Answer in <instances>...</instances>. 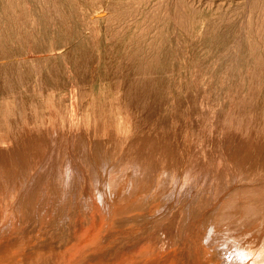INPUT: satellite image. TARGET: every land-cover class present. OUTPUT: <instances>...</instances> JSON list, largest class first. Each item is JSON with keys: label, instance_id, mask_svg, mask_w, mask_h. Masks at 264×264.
<instances>
[{"label": "bare ground", "instance_id": "bare-ground-1", "mask_svg": "<svg viewBox=\"0 0 264 264\" xmlns=\"http://www.w3.org/2000/svg\"><path fill=\"white\" fill-rule=\"evenodd\" d=\"M33 1L35 2L33 19L34 23L37 24L40 20V5L38 2L39 0ZM247 3L248 0L246 1V5ZM139 6L140 5H138V8ZM113 7L123 8L121 4L111 3L107 0H79L74 4V12L76 14V17L79 18V24L81 26L79 30L80 35H82L87 30L89 32V37L87 38V40H85L86 44H88V48L86 51L82 52V55L85 58L84 61H77V59L72 60L71 58L69 63L70 70L77 78L76 82H74L75 85L89 86L88 90L81 91L76 100V102H80L82 104L86 103L88 105L87 107H92V109L89 110L90 113H97L91 116H89V114L86 116H82V118L88 122V125L83 127H79L78 125L77 128L73 132H71V129L68 126H60L54 124L29 126L22 118V124H8V126L4 128L5 133L0 138V238L8 233H11L8 232V230L11 229V221L17 217L19 218L18 220L22 219V225L29 224L30 226L33 225V228L38 229L39 233L43 235V239L48 240V243L53 244L51 245L53 247L63 245L65 243L66 239L62 235V233L66 232L67 244L64 247V249L66 250L58 253V257L60 259L59 262H62L65 257H69L72 258V260L77 261L79 260V258H82L84 256V252L81 248H79L77 243L80 242L81 244L89 237L83 235L81 238L75 239V236L71 235V231L76 225V221H81V219H77V217H82L84 223H87L88 221L93 219L92 214H94V211H96L97 215H99L100 223L111 221V223L114 224H130L131 222H133L131 221L133 218L138 219V215L143 214V212L149 207L150 201H152V191L158 189L160 186H167L171 184L176 178L178 172L185 175L188 172L189 168L192 166L191 163L194 162L193 164H195V161H198L199 159L198 157V159L195 157L196 152H192L193 149L190 151L192 153H190L189 151H185V147L184 149H182L183 144L179 145L180 149L176 148L178 147L177 145L176 147H173L174 150L175 148L179 149L176 152L173 149L172 151V147L170 148V146H173L174 144L173 141V145L170 143V138L174 135L172 136V133H169L171 132V130L166 129H170V127H166L164 126L165 123H161L162 126L165 127L163 129L161 127V124H156L157 120L155 119L154 115L156 114L155 111L157 109H155L156 106H154V100L159 95L155 93L150 94L147 91V89L151 87L150 83H153L154 81H152L151 77H148L152 74V69H147L149 65L147 67L146 65H144L147 70H145V68L144 70L140 69L141 64L146 61L145 59L150 58L152 61V59L154 58V46H151L149 50H146L144 45H140L141 43H143L142 40L141 42L138 41L136 42V44H132L131 40L126 39L119 43L120 46L116 48L118 53L117 55H115L111 49L108 50L106 48L104 50L99 49L100 51L98 53L95 51V46H91L93 42L97 41L96 44H98L100 43L99 41H101V37L98 34L99 28L97 25L99 18H97L96 16L100 11L107 12L109 10L110 14L108 17L106 16V18L115 19L117 17V14L113 17L110 12ZM24 8L25 4L23 0H10L8 2L0 0V84L3 79L10 82L12 74L18 71L21 67L27 66L35 76V79L39 80L42 84L53 85V81H55L56 88L60 92L61 89L68 88L72 84V81H70V79L68 80L64 78L62 71L56 65L54 55L43 57V49H41L42 46L37 42V40H31L30 42L29 38H31V31L29 33L27 25L25 24V22H28V19L25 16L26 13ZM262 9L261 11L264 10ZM136 10L137 9H135L134 11ZM47 11L49 10L47 9ZM53 11L55 12V9ZM26 12L29 11L27 10ZM156 12L157 8L155 13ZM49 13H47L48 17ZM160 14L163 15V13ZM175 17L171 19L176 20L177 18ZM58 19L60 18L58 17ZM178 19H180V17ZM144 21L145 19L142 21V24ZM256 22H258V20ZM146 25L148 26V24ZM19 26L20 28L18 29ZM147 26H145V29H147ZM261 26L264 25L261 24ZM255 28L256 27L254 26V29ZM127 30L125 31V33L127 32ZM141 32H143V30H141ZM117 34H120L119 30L117 31ZM117 34L115 35L113 33L111 37L112 39L109 40L111 42L113 40L114 42L115 39L113 38L116 37ZM175 35L176 34H174V36ZM109 40H106L107 43L110 42ZM262 50L264 51V49ZM45 51L48 52V54H53L55 50L54 48L50 47ZM67 52H69L68 55L72 54V51H70V49ZM150 54H152L153 56ZM122 65H125V69L127 68L135 70L134 74L137 75V77H133V81H131L130 83L129 81H122V77L118 78V80L120 79L121 82H119V85L115 87L114 91H111L109 88L106 91H102V89H106L105 82L108 81L107 76L117 80L115 76L118 77L117 72H120L122 70ZM64 72V74H66V71ZM253 73L254 72H252V74ZM257 73L259 72L257 71ZM121 83L124 85H121ZM255 83L256 81L254 82V84ZM152 88L153 87L148 90L151 91ZM59 92L58 94L61 95ZM165 95L166 94H164V96ZM164 96L160 97L161 102H163L161 104L163 105V107L167 105L165 101L166 97ZM187 96H185L184 98H186ZM252 96L253 95H251V97ZM0 98H3V95H0ZM257 98H259V96ZM255 102H257V99ZM188 103L190 105V102ZM58 104L59 103L57 102V110H65L62 109V107L60 108L59 106H57ZM240 104L242 103H240L239 101V105ZM53 105L55 106V103H53ZM4 108L5 111L10 115L12 109L7 105ZM141 108H143L146 113ZM144 108H146V110ZM193 108L194 107H192V110ZM1 109H3V105L0 103V111ZM95 109L97 110L94 111ZM245 110L243 111L245 112ZM175 111L176 110H174L173 112ZM263 111L261 115H264ZM236 112L240 114V110ZM242 114L243 113H241V115ZM242 116L245 118V115ZM259 116L258 120L261 119V117L259 119ZM51 117L53 120L55 117L63 119L65 117V114L63 112H54L51 114ZM39 120L40 116L37 117L35 122ZM238 120L244 121L245 119H243L241 116L239 119L238 115ZM238 120L236 119L235 121L237 124ZM242 121H240L241 124L243 123ZM251 121L254 122V119L248 120L247 122L251 123ZM263 121L264 120H262L261 123L258 121V123L262 124L264 123ZM236 123L234 124V126H236ZM239 125L240 124H238V127H240ZM222 126L225 127V125ZM250 126H252V124H250L248 127L250 128ZM252 127L254 128V126ZM261 127L259 126V128H257L260 130ZM173 128L174 127H172V129ZM239 130L238 132H244V129L240 131ZM261 131H259L258 137H255L253 134H248L247 132V136H243L239 139L238 144L244 146L245 148L243 150L244 152H242V150L240 151L243 153V160L240 158L239 161L237 160L235 163H233L234 165L232 164V166H226L225 168L220 167V172L215 175V182L213 183V185L216 186V189L213 188V192L216 194V196H219L222 192H224V190L221 192V189L225 187V184H229V187L226 188L227 190L225 189L226 191L229 190L227 192L228 194L226 195L225 193V197H219V200H217L214 206L208 208L209 210H205L203 214L204 219L200 223L199 219L197 221H192L191 224L185 222V220L199 208L198 203L201 205V207L205 205L208 206L211 198L207 196L206 191L204 192L202 190H197L191 197L190 202L187 203L179 213H176V216L173 215V218L177 219L179 223L185 222L182 226L184 227V232L181 235L179 232H177L174 237L176 243L180 242L183 239L182 236L185 237L187 230H191V228H194V234L197 237V240L188 239L189 244L195 245V260L193 264H204L203 260L206 259L209 260L210 264H217L221 260V264L231 262L232 264H264V236L259 242L258 240L249 241L251 238L257 236L260 233L264 234V161L263 163H261V167H263H260L261 170L254 169L248 172H246V169L248 167L250 168V165L248 166L247 164L248 167H245L244 164V162H247L244 160L247 159L249 153L251 154V151L253 149L256 150L255 148H258L262 151L261 145H264V126L263 129L261 128ZM238 132L237 136L239 134ZM71 134H73L72 136L75 138L74 140L77 139V145H74V147L79 146L80 148H77H79L80 151H78V149H73L72 145L75 141L73 142L72 140H70L73 144L67 142L69 141ZM243 135H245V133ZM57 136H60L63 140L69 136V138H67L68 140L65 139L66 143L61 139L63 145L58 143L63 147L58 146V144L54 143L55 141L57 143L56 139L59 138ZM72 136L71 139H73ZM226 136L228 135H225V137ZM175 137L176 136H174V139H176ZM51 139L55 141L51 142ZM49 141L52 143V145H57L56 148L55 146H53L55 148L53 153V148L50 147L52 145H48L50 143ZM225 141H228V139ZM65 144H70V146H72L70 147L71 150L69 149L71 151V155L75 153L74 151H76V153L77 151L80 153V155L77 154L79 157L77 156L78 159L74 160L75 162H73L72 159L76 157H73L74 155H76V153L72 156L69 155L70 153L67 154L65 152ZM120 144H125L127 146V149H129V151L127 150V152L129 154H125L127 156L126 157L122 156L123 154L118 155L117 153L118 156H122L123 158L119 159V157L117 156L118 160L115 157L114 159L116 160L112 161L111 158H113V154H116V151L114 149H116L117 145ZM240 145L238 147H240ZM242 146L241 149H243ZM45 148H52L51 151L48 149L51 153L46 154L48 151L46 152ZM91 151L94 153V155L98 156V162L92 163L91 158L93 155L90 154ZM259 152L260 151L258 150V153ZM187 153L189 156L186 157L185 155H187ZM44 155H49L51 157H45ZM67 155L72 157H70L71 161ZM53 156H56V159H54ZM232 158L233 157H231V159ZM198 164L197 166H199ZM243 166L246 169H243ZM253 168L255 167L253 166ZM12 170H18L20 176H16V174ZM12 172L13 176L15 174L17 180H21V183L18 181V185H15L17 184L14 182L16 181L15 177L14 179L12 178L13 176L9 178V176L12 175L10 174ZM5 174H7L6 177H4ZM25 174H28L27 177H29L30 175L29 179L26 177L28 181H26L27 179H24ZM191 183V181L185 180L181 184L179 189L176 191L177 198H183L184 196H187L189 194V185ZM173 193L174 191H168L164 193L163 198H167ZM16 220L17 219H15L14 221ZM94 220H98V218L96 217V219L94 218ZM94 222L97 223V221ZM199 230L201 232L200 243L198 238ZM246 230L248 231L246 232ZM21 232L22 231L20 230L15 232L16 239H14L13 241H10L11 236L0 239V249L6 248L11 242L16 243L14 247L9 249V252L12 249L10 255L2 259L0 257V262H3L1 264H4V260H7L5 264H10V262H14L15 259L16 261L18 260L19 264V262L22 263V260L29 255H33V258L32 261L28 264H58L56 262L50 263L51 261H53L52 253L44 254L42 252H37L35 254L37 247L42 246V248H47L50 245L43 246L42 242L34 243L32 244L33 248H31V246H29L31 244H27L28 241L26 242L22 237H19L18 233L20 234ZM57 232L59 233V236L57 235ZM131 232L132 229L127 233L132 234L133 232ZM190 234L191 231L188 235ZM90 238L91 239L89 240L91 241L95 239L100 240V237L96 235H93ZM39 240L41 239L39 238ZM131 249H129L128 252L135 250V248ZM148 249L149 246L144 247V251L146 254H148ZM137 251H135V253ZM219 253L222 254L220 258H217L213 255ZM15 255H18V257L15 258ZM83 258L80 260V262L83 260ZM132 260L137 261L139 259L132 257Z\"/></svg>", "mask_w": 264, "mask_h": 264}, {"label": "rangeland", "instance_id": "rangeland-1", "mask_svg": "<svg viewBox=\"0 0 264 264\" xmlns=\"http://www.w3.org/2000/svg\"><path fill=\"white\" fill-rule=\"evenodd\" d=\"M3 1L8 2L10 0ZM78 1L79 0H39V5L42 8L39 6L40 20L37 24H35L33 19V10L35 2L33 0H23L25 4V16L28 19V22H25V24L27 25L29 33L31 31V38H29L30 42L31 40H37V42L42 46L41 49H43V57L48 55H54L57 67L62 71L64 78L68 80L70 79V81H72V84L68 88L61 89L59 92L56 88L55 81H53V85L42 84L39 80L35 79V76L32 74L30 68L27 66L21 67L18 71L12 74L10 82L3 79L0 84V95H3V98H0V103L3 105V109H1L0 111V138L5 133L4 128L8 126V124H22V118L25 120V123L29 126L54 124L60 126H68L70 127L71 132H73L78 125L79 127L88 125V122L85 121L82 116H86L88 114L89 116L97 114L96 112L90 113L89 110H91L92 107H87L88 105L86 103L82 104L80 102H76L81 91L88 90L89 86L75 85L74 82H76L77 78L74 73H72V71L70 70V59H77V61L80 60L81 62H83L85 58L83 57L82 52L86 51L88 48V44H86L85 40H87V38L89 37V32L86 30L82 35H80L79 30L81 26L79 24V18L76 17V14L74 12V4ZM107 1L111 3H119L123 6V8H112L110 12L113 17L117 14V17L115 19L106 18V16L108 17L110 14L109 10L107 12L100 11L98 13L96 17L99 18L97 25L99 28L98 34L101 37V41H99L100 43L98 44H96L97 41H95L92 43L93 45L91 44V46H95V51L98 53L100 50H104L105 48L108 50L111 49L115 55L118 54L116 48L120 46L119 43L126 39L131 40L132 44H136V42H141L142 40L143 43H141L140 45H144L146 50H149L151 46H154V56L150 54L154 58L152 59V61L150 58L145 59L146 61L143 60L145 62L141 64L140 69H152V74L148 77H151L152 81L154 80L155 82L153 81V83H150V86L153 88L150 91L148 90L151 89L150 87L147 89V91L150 94L155 93L159 95L154 100V106H156L155 109L158 110L155 111L156 114L154 115L155 119L157 120L156 124L165 123L164 126L170 127V129L166 128L168 130H171V132L169 133H172V136H176V139H174V136L170 138V143L172 144L173 141L174 144H172L173 146H170V148L172 147L171 150H174L173 147H176V145L178 146L176 148L180 149L179 145L181 144H183L182 149H184L185 147V151L190 152L193 149L192 152H196L195 157L199 158H197L199 164L198 161H195L199 166H197L196 163V165L193 164L194 162L191 163L192 166L190 167L189 165L190 168L185 175L178 172L176 178L171 184L167 186H160L158 189L152 191V201H150L149 207L143 212V214L138 215V219L133 218L131 220L133 222H131L130 224H114L111 223V221H105L103 223H100V218L99 215H97L96 211H94V214H92L93 219H91L87 223H84L82 217H77V219H81V221H78L80 224L76 221V225L72 229L71 235L75 236V239H79L83 235L89 237L81 244L80 242L77 243L79 248H81L84 252V258L82 257L83 260L81 262L80 260L82 258H79V260L74 261L72 260V258L69 257H65L62 262H59L60 259L58 257V253L66 250L64 249L65 245L67 244L66 232L62 233V235L66 239L65 243L63 245L53 247L51 246L53 244H50L48 243V240L43 239V235L39 233L38 229L33 228V225H22V219L18 220V217L15 218L17 219L16 221H14L15 219L11 221V229L8 230V232L11 233L6 234L0 239L11 236L10 241H13L14 239H16L15 232L20 230L22 232L20 234L18 233L19 237H22L26 242L28 241L27 244H31L29 245L31 246V248H33L32 244L34 243L42 242L43 246L50 245L47 248H42V246L37 247L35 252V254L37 252H42L44 254L52 253L53 261H51L50 263L56 262L58 264H193L195 260V245L189 244L188 239L195 240L197 238L194 234V228H191V230H187L185 237L182 236L183 239L178 243L175 242V235L177 234V232H179L180 235L184 232V227L182 226L185 222L191 224L192 221H197L199 219L200 223L204 219L203 214L205 210H209L208 208L214 206L217 200H219V197L224 196L225 193L226 195L228 194L227 192L229 190L226 191V188L229 187V184L225 183V187L221 189V192L223 190L224 192H222L219 196H216V194L213 192L214 189H216V186L213 185V183L215 182V175L220 172L221 168H225L226 166H232V164L235 163L237 160L239 161L240 158L243 160L242 152H244L243 150L245 148L244 146L238 144L239 139L243 136H247L248 134H253L255 137H258L259 131H261V128L263 129L264 126V123L260 124L262 120H264V115H261L262 111L264 110V51L262 50L264 49V26H261V24L264 25V0H248L247 5V0H140V2L139 0ZM155 4L158 6H156ZM138 5H140L139 8ZM155 6L157 8L156 13ZM133 7L134 10H137L134 11ZM47 9L49 11H47ZM54 9L55 12L53 11ZM261 9L263 11H261ZM27 10L29 12H26ZM47 13H49V17ZM160 13H163V15ZM56 14L60 19H58ZM173 15L174 17L176 16L175 18L177 19L180 17V19H178L180 21H178L177 19L172 20L171 18H174ZM144 19L145 23L143 22L142 24V21ZM255 19L256 21L258 20V22H256ZM146 24H148V26ZM145 26H147V29H145ZM254 26L256 27L255 29ZM19 28L20 26L18 27V29ZM116 30L120 31L119 35L117 34ZM126 30L127 32L125 33ZM141 30H143V32H141ZM113 33L115 35L117 34V36L113 38L115 39V41L113 42L112 40L111 42L110 40L112 39L111 37ZM174 34L176 35L174 36ZM106 40H109L110 42L107 43ZM50 47L54 48L55 50L53 54H48V52L45 51L48 50V48ZM69 49L70 51H72L71 55H68L69 52L67 51ZM144 65H146V67L148 65L149 66L146 69ZM121 68L122 70L120 72H117L118 77L115 76L117 80L107 76L108 81L105 82L106 89H102V91H106L108 90V88L111 91H114L115 87L119 85V82H121L120 79L118 80V78L122 77V81H129L130 83L131 81H133V77H137V75L134 74L135 70L127 68L125 69V65H122ZM64 71H66V74H64ZM257 71L259 73H257ZM252 72L254 73L252 74ZM255 81L256 83L254 84ZM121 85L124 84L121 83ZM58 92L61 95H59ZM164 94L166 95L164 96ZM251 95L253 96L251 97ZM162 96L166 97L165 101L167 105L164 107L163 105H161L163 102H161L160 97ZM185 96L187 97L184 98ZM258 96L259 98H257ZM156 99L158 102L156 101ZM256 99L258 103L255 102ZM172 101L174 104L172 103ZM239 101L242 104L239 105ZM57 102L59 103L57 106H59L60 108L62 107V109L65 110H57ZM188 102H190V105ZM53 103H55V106L53 105ZM175 104L177 108L175 107ZM254 104H256L257 106ZM6 105L12 109L10 115L5 111L4 107ZM173 107L176 109H174ZM192 107H194L193 110ZM141 109L143 110V108ZM144 109L146 110V108ZM237 109L240 110V114L236 112L238 111ZM242 109L245 110V112ZM96 110L97 109H95L94 111ZM174 110L176 111L173 112ZM54 112H63L65 114V117L63 119L55 117L53 120L51 114ZM241 113H243L242 115H245V118L241 115ZM178 114L181 115L179 116ZM238 115L239 119L241 116L245 120H238ZM39 116L40 120L35 122L37 117ZM258 116L259 119L261 117L260 120H258ZM230 117L232 118V120ZM235 118L238 120V124H240V127H238V124L235 122ZM247 119H254V122H247ZM167 120L170 122H168ZM177 121L179 122V124ZM240 121H242L243 123L241 124ZM258 121L260 123H258ZM235 123L238 129L236 126H234ZM247 123L249 125L252 124L254 128L252 126H250L249 128V125ZM220 125H225V127H221ZM259 126L261 127L260 130L258 129ZM161 127L163 129L165 128L162 126V124ZM172 127L174 128L172 129ZM230 127H232L235 131ZM244 127L248 128L245 129ZM251 127L253 130L251 129ZM239 128L240 130L244 129V132H241ZM238 130L240 132H238ZM236 131L239 133L238 136ZM244 133L245 135H243ZM72 135L73 134H71V136ZM225 135L228 136L225 137ZM71 136L70 138L69 136H66L67 138H69V141L67 142L73 144L72 141H75L76 144L74 142V144L72 145L73 149H78V151H80L79 146H77L79 148H77L76 146L74 147V145H77V139L74 140L75 138L73 136V139H71ZM57 137V139L54 138L57 140V143L55 140H52L53 138L51 139V142L55 141V144L59 143L63 145V142L65 141V139H67L65 138L63 140L60 136ZM61 139L63 140V142ZM227 139L228 141H225ZM51 142L48 144L49 146L52 145ZM59 144L58 146H62ZM70 144H65L66 148L64 147L66 149L65 152L67 154L70 153L69 155H71L70 147H72L70 146ZM122 145L123 144L117 145V147H121H116V149H114L116 151V154H113V158H111L112 161H115L116 159L118 160V157L120 159L123 158L122 156H126L129 154L127 152V150L129 151V149H127V146L125 144L124 145L126 147ZM239 145L240 147H238ZM53 146L55 145L53 144L52 146H50L53 148L52 153L57 145L55 146V148ZM241 146L243 149H241ZM261 146L262 151L261 149L255 148L256 150L253 149L254 151L252 150L253 152L251 151V154L249 153L247 159L244 160L247 161L244 162L245 167L247 166V164L248 166L250 165V168L247 166V169L243 166V169L247 170H245L246 172L250 170L252 171L254 169L261 170V163H263L264 161V145ZM176 148L174 150L175 152L179 150ZM234 148L237 150H235ZM48 149L49 148H45L46 152H49V150L51 151V149ZM123 150L126 153H124ZM241 150L242 152H240ZM258 150L260 151L259 153ZM78 151L77 153L76 151H74L76 155H74L75 153L72 154L74 155L73 157L76 156L74 159H72L73 162H75L74 160L78 159L77 156L80 155ZM48 152L46 154L51 153ZM117 153L118 155H123L120 157L117 155ZM188 153L187 155H185L186 157L189 156ZM90 154L93 155L91 158L92 163H96L99 161L98 156L94 155L92 151L90 152ZM71 156L68 157L70 158ZM115 157L116 159H114ZM231 157L233 158L231 159ZM252 158L255 160V162ZM54 159H56V156L54 157ZM253 166L255 168H253ZM12 171L16 174V176L20 174L18 170ZM13 172L10 173L12 175H10L9 178L13 176ZM15 174L12 177L13 179L15 177ZM27 175L28 174H25V180L27 178H30V175L29 177H27ZM6 176L7 174H5L4 177ZM15 179L16 181L14 182L17 183H14L15 185H18V181L21 183L20 179L17 180L16 177ZM28 179L26 181H28ZM185 180L192 182L189 185V194L187 196H184L183 198H177L176 191L179 189V187ZM197 190L207 192V196L211 198V201H209L210 203L208 204L209 207L207 205L201 207V205L198 203L199 208L195 210L193 214L185 220V222L179 223L177 219L173 218V215L176 216L175 214L179 213L180 210L187 203L190 202L191 197ZM168 191H174V193L167 198H163L164 193ZM96 217L98 218V220H94V218L96 219ZM94 221H97V223ZM131 229L133 233H127ZM190 231L191 234L188 235ZM247 231L248 230H246V232ZM57 235L59 236L58 232ZM93 235L99 236L100 240H89L91 239L90 237H92ZM263 236L264 234L260 233L257 236L251 238L249 241L258 240L259 242L263 238ZM39 238L41 240H39ZM198 238L200 243V230ZM15 244L16 243L11 242L6 248L0 249L1 259L6 258L8 255H10L12 249L10 252L9 249L14 247ZM146 246H149L148 254H146L144 251V247ZM131 248H135V250L128 252V250ZM135 251L137 252L135 253ZM213 255L217 258H220L222 256V254L220 253ZM17 257L18 255H15V258ZM132 257L138 258L139 260L133 261ZM32 258L33 255H29L28 257L22 260V263L19 262V264H28L32 261ZM6 261L7 260H4V264L6 263ZM11 262L12 264H15L16 262V264H18V260L16 261V259L14 262ZM1 263L3 262L1 261L0 264ZM203 263L210 264L208 259L203 260ZM221 263L222 260L217 264ZM226 264H232V262Z\"/></svg>", "mask_w": 264, "mask_h": 264}]
</instances>
